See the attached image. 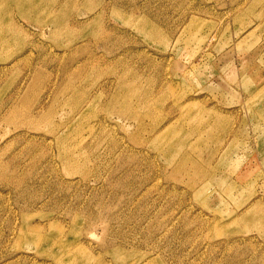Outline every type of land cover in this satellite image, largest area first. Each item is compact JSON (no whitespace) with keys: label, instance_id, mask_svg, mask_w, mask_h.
<instances>
[{"label":"rangeland","instance_id":"rangeland-1","mask_svg":"<svg viewBox=\"0 0 264 264\" xmlns=\"http://www.w3.org/2000/svg\"><path fill=\"white\" fill-rule=\"evenodd\" d=\"M0 264H264V0H0Z\"/></svg>","mask_w":264,"mask_h":264}]
</instances>
